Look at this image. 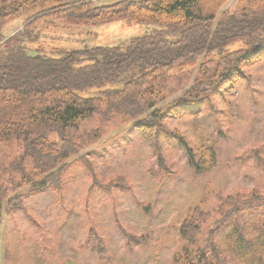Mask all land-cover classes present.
<instances>
[{
  "label": "trees",
  "instance_id": "trees-1",
  "mask_svg": "<svg viewBox=\"0 0 264 264\" xmlns=\"http://www.w3.org/2000/svg\"><path fill=\"white\" fill-rule=\"evenodd\" d=\"M229 1L0 0V146L14 153L0 166V226L14 210L38 226L22 200L63 190L75 162L89 174L91 188H123V176L101 181L81 152L114 122L152 127L167 118L177 101L157 106L169 80L190 81L186 103L216 98L229 104L232 92L222 85L239 82L264 59V0H237L223 10ZM16 20L20 30L8 34ZM120 21L152 28L117 45L87 44L94 27ZM57 31L62 42L77 46L47 44ZM188 155L199 172L216 161L206 146ZM236 160L264 173V144ZM157 168L170 173L163 159ZM115 227L128 241L141 239ZM176 231L170 264H264V190H204Z\"/></svg>",
  "mask_w": 264,
  "mask_h": 264
},
{
  "label": "rangeland",
  "instance_id": "rangeland-1",
  "mask_svg": "<svg viewBox=\"0 0 264 264\" xmlns=\"http://www.w3.org/2000/svg\"><path fill=\"white\" fill-rule=\"evenodd\" d=\"M235 3L230 0L223 10ZM21 22L7 25L6 32L20 30ZM150 28L123 21L100 25L92 29L95 33L87 44L117 45ZM55 34L47 44L77 46L75 41L62 42L59 31ZM243 76L237 83L222 85L232 92L227 105L216 103V98L186 103L183 94L190 81L183 76L167 82L157 108L177 103L158 125L114 122L107 135L81 155L92 163L101 181L123 176L124 187L107 192L91 188L89 174L75 162L63 190L22 200L38 226L22 211L5 217L0 226V264H170L178 246L176 227L204 190L225 195L264 190V173L252 162L236 160L264 144V59ZM200 146L212 148L216 156L215 164L201 172L189 163L188 155ZM13 156L0 146V166ZM158 159L164 160L168 175L158 170ZM116 224L143 242L128 241ZM90 229L95 235L88 239ZM98 238L103 240L101 249Z\"/></svg>",
  "mask_w": 264,
  "mask_h": 264
}]
</instances>
